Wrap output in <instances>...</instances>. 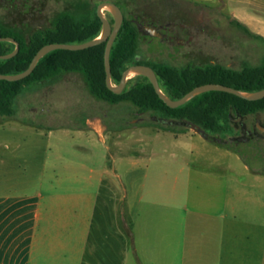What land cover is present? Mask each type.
Here are the masks:
<instances>
[{"label": "crops", "instance_id": "crops-1", "mask_svg": "<svg viewBox=\"0 0 264 264\" xmlns=\"http://www.w3.org/2000/svg\"><path fill=\"white\" fill-rule=\"evenodd\" d=\"M227 1L264 43V0ZM4 118L0 264H264V171L233 148L160 132L121 149L100 137L98 119L51 127ZM156 142L165 145L159 155ZM169 142L215 153L224 171L207 175L208 189H195L190 170L186 188L185 166L154 185L155 155L177 161Z\"/></svg>", "mask_w": 264, "mask_h": 264}, {"label": "rangeland", "instance_id": "rangeland-1", "mask_svg": "<svg viewBox=\"0 0 264 264\" xmlns=\"http://www.w3.org/2000/svg\"><path fill=\"white\" fill-rule=\"evenodd\" d=\"M102 2L118 3L125 17L131 20L134 17L143 19L149 16L156 23L172 22L176 30H181L180 25L188 29L192 41L184 47H173L157 40L149 43L148 38L141 32L138 57L144 61L178 69L185 68L187 64L193 67L220 64L234 70H242L246 66H260L263 63V41L234 24L235 18L227 0H0V23L28 39L35 31L51 27L59 13L84 3L98 8ZM104 14L113 24L114 18L110 10H104ZM142 80V76L133 75L127 85ZM162 90L166 92L163 85ZM14 109L17 120L51 127L83 124L86 127L88 122L93 123L98 119L103 126L100 137L107 145L120 141L123 144L121 149H127L128 146L124 144L129 141L138 144L142 141L143 144L145 139H154L155 134L160 132L173 133L175 136L184 132L198 133L190 126L177 125L172 121L163 122V119L151 112L139 113L129 102L111 104L96 99L80 73H63L49 83L27 86L16 99ZM2 119L0 116V120ZM238 119L235 117L232 120L231 129L225 139L221 140L219 136L218 140L231 146L250 168L264 171V130L261 129L260 134L255 132L257 125L264 127V112L239 121ZM240 121L250 131H254L250 136H242V140H238L239 127L236 126ZM206 143L212 145L207 141ZM164 146L156 142L155 153L159 155L165 149ZM115 147V150L119 149ZM173 153L178 155V162L172 158L160 161L155 155L151 173L154 185L162 171L167 170L171 176L185 166L182 173L185 179L190 170L195 177V189H208L210 185L207 175L224 171L214 165L213 152L203 150L202 156H198L197 151L187 152L183 147L169 142L166 154ZM186 182L187 179V188Z\"/></svg>", "mask_w": 264, "mask_h": 264}, {"label": "trees", "instance_id": "trees-1", "mask_svg": "<svg viewBox=\"0 0 264 264\" xmlns=\"http://www.w3.org/2000/svg\"><path fill=\"white\" fill-rule=\"evenodd\" d=\"M117 5H119L117 3ZM234 24L256 38L258 35L237 19ZM103 23L97 8L89 3L78 4L72 10L59 13L51 27L37 30L28 39L17 31L0 23V37H12L20 44L18 54L10 59H0V74L16 75L29 68L38 51L49 44H80L98 38ZM140 32L135 23L125 17L117 40L111 52L112 82L118 85L126 69L137 63ZM16 44L0 42V56L15 51ZM106 42L80 51L55 50L43 57L33 73L20 81L0 80V116L15 115L14 103L25 88L31 84L49 83L63 73H80L84 76L90 93L98 100L111 104L131 103L139 113L151 112L163 120L175 124L198 127L200 134L210 143L232 149L218 140L231 129L232 118L255 115L264 112V98L249 101L236 95L211 91L199 95L178 108L169 107L156 93L146 78L126 87L121 94L111 91L106 83ZM159 76L160 85L166 87V94L179 99L196 87L217 83L245 92L264 89V60L260 66H246L234 70L220 64L205 67L178 69L163 64H151Z\"/></svg>", "mask_w": 264, "mask_h": 264}, {"label": "water", "instance_id": "water-1", "mask_svg": "<svg viewBox=\"0 0 264 264\" xmlns=\"http://www.w3.org/2000/svg\"><path fill=\"white\" fill-rule=\"evenodd\" d=\"M106 9H109L111 14L113 15V18H114L113 24L104 14V10ZM97 14L103 23L102 32L98 38L85 42V43H80V44L56 43V44L46 45L38 51V53L33 58L28 69L16 75L0 74V80L20 81V80H23L29 77L35 70L39 61L43 57H45L46 55H48L49 53L55 50L80 51V50H85V49H88V48H91V47H94V46H97V45H100L106 42V49H105V68H106V75H107L106 83H107L108 88L116 94H121L126 89L130 75H140V76H144L149 79V81L154 86L155 91L158 94V96L171 108H178L180 106H183L187 104L188 102H190L195 97L202 95L204 93H207V92H211V91H220V92L230 93V94L236 95L240 98H243L249 101H258L264 98V89L255 91V92H245V91L236 89L231 86L211 83V84H205V85L196 87L179 99H172L162 90L159 77L156 71L154 70V68H152L151 66L141 65V64L132 65L128 67L126 71L123 73L121 82L118 85H115L112 82L111 52L117 40L119 32L122 28V25L125 21V15L121 7L113 2L100 3L97 8ZM156 29L157 27L153 26L150 32L155 34ZM0 42H12L16 44L17 46L14 52L8 55L0 56V59H3V60L10 59V58L15 57L18 54L20 50V44L14 38L0 37ZM163 122L167 123L168 120H163ZM193 129L196 130L198 133H200L198 127H193Z\"/></svg>", "mask_w": 264, "mask_h": 264}, {"label": "flooded vegetation", "instance_id": "flooded-vegetation-1", "mask_svg": "<svg viewBox=\"0 0 264 264\" xmlns=\"http://www.w3.org/2000/svg\"><path fill=\"white\" fill-rule=\"evenodd\" d=\"M132 21L135 23L138 31L143 32L148 38L149 43H153L154 41H159V43L171 45L173 47L179 46L184 47L187 44H190L192 41V37L189 36V31L186 29L184 25H180L179 29L176 30L175 25L172 22L168 23H156L153 19H151L149 16H145L143 19H139L137 17H134ZM153 26H156L157 29L155 30V34L150 32ZM137 63L134 65H147L152 67V63L148 61H144L140 59V57H137L136 59ZM190 64H187L186 67H189ZM193 67V66H192ZM154 68V67H152ZM155 70V69H154ZM156 71V70H155ZM144 77V76H143ZM159 77V76H158ZM148 79V78H147ZM149 80V79H148ZM238 121L242 119V117H238ZM234 118H232L233 120ZM238 126V132H239V139L242 140V136H250L252 135V131H250L247 126L244 124V122L240 121L236 124ZM264 130V127H260L257 125V128H255V132L257 134H260V130ZM261 130V131H262ZM241 137V138H240Z\"/></svg>", "mask_w": 264, "mask_h": 264}, {"label": "bare ground", "instance_id": "bare-ground-1", "mask_svg": "<svg viewBox=\"0 0 264 264\" xmlns=\"http://www.w3.org/2000/svg\"><path fill=\"white\" fill-rule=\"evenodd\" d=\"M132 76H133V75H130V76H129V79H130Z\"/></svg>", "mask_w": 264, "mask_h": 264}]
</instances>
